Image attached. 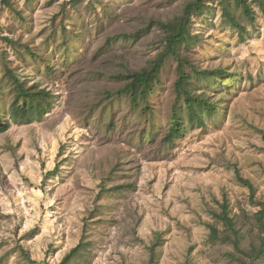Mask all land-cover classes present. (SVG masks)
Segmentation results:
<instances>
[{
    "label": "rangeland",
    "instance_id": "374dc122",
    "mask_svg": "<svg viewBox=\"0 0 264 264\" xmlns=\"http://www.w3.org/2000/svg\"><path fill=\"white\" fill-rule=\"evenodd\" d=\"M194 1L0 0V264H61L76 247L66 264H264V0H247L252 19L237 0L193 14L179 52L189 89L216 103L204 125L181 97L186 131L166 140L173 56L146 100L119 93L167 50L150 23ZM12 74L51 93L43 118L12 117Z\"/></svg>",
    "mask_w": 264,
    "mask_h": 264
},
{
    "label": "trees",
    "instance_id": "16d2710c",
    "mask_svg": "<svg viewBox=\"0 0 264 264\" xmlns=\"http://www.w3.org/2000/svg\"><path fill=\"white\" fill-rule=\"evenodd\" d=\"M242 4L245 14L253 18V10L248 4L247 0H237ZM203 0H196L189 3L184 11V15L174 22H165L162 20L152 21L150 24L159 25L163 30L168 33L167 36V50L164 54H161L155 61H153L150 69L145 68L140 71L129 72L125 75L129 81L126 86L119 91L120 94H128L131 97V101L134 105H138L140 100H146L148 94L153 89L154 81L159 77L161 68L168 56H173L178 59V71L179 78L176 82V91L178 94V102L173 107V114L171 117V126L169 132L166 135L168 142H173L176 138L181 137L186 131V125L184 122L182 106L180 105V98L184 97L185 108L188 111V116L191 124H205L202 112L212 113L215 110L216 103H212L210 99L203 95H196L190 89L191 83L190 74L186 70V65H191V62L182 57L179 52V46L183 42H188L191 37L190 25L192 23V17L194 12H202ZM229 20L238 28H243L242 25L231 15ZM193 72H199L200 74L216 75L217 73L225 74L224 71H199L192 66ZM12 80L16 93L12 103V117L17 121L30 122L35 119L43 118L52 109V95L46 89H38L34 87H26L18 76L12 74ZM0 105H1V89H0ZM11 123L7 117L0 110V133H4L9 130ZM238 180L245 186L249 187L251 195L255 194V186L250 179H246L237 172ZM227 204L223 205L222 213L219 215V219L224 220L228 225L234 228V220L228 214ZM264 216V209L261 216ZM235 230V229H234ZM236 231V230H235ZM214 236L219 238L217 230L214 228ZM235 245L239 246V242L236 240ZM77 247L74 248L63 260L61 264H66L70 258L77 251ZM155 253L152 252L150 264H153ZM248 264V263H246Z\"/></svg>",
    "mask_w": 264,
    "mask_h": 264
}]
</instances>
